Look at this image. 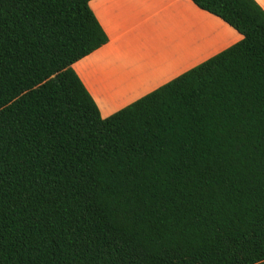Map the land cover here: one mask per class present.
<instances>
[{
  "label": "trees",
  "instance_id": "16d2710c",
  "mask_svg": "<svg viewBox=\"0 0 264 264\" xmlns=\"http://www.w3.org/2000/svg\"><path fill=\"white\" fill-rule=\"evenodd\" d=\"M193 1L243 38L102 117L90 0H0V264H264V9Z\"/></svg>",
  "mask_w": 264,
  "mask_h": 264
},
{
  "label": "crops",
  "instance_id": "0c3cea01",
  "mask_svg": "<svg viewBox=\"0 0 264 264\" xmlns=\"http://www.w3.org/2000/svg\"><path fill=\"white\" fill-rule=\"evenodd\" d=\"M90 7L109 40L73 68L102 117L243 38L193 0H90Z\"/></svg>",
  "mask_w": 264,
  "mask_h": 264
}]
</instances>
